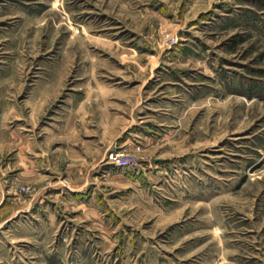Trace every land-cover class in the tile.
Returning a JSON list of instances; mask_svg holds the SVG:
<instances>
[{
  "label": "rangeland",
  "instance_id": "374dc122",
  "mask_svg": "<svg viewBox=\"0 0 264 264\" xmlns=\"http://www.w3.org/2000/svg\"><path fill=\"white\" fill-rule=\"evenodd\" d=\"M0 119V264H264V0H0Z\"/></svg>",
  "mask_w": 264,
  "mask_h": 264
},
{
  "label": "built area",
  "instance_id": "2783aa9c",
  "mask_svg": "<svg viewBox=\"0 0 264 264\" xmlns=\"http://www.w3.org/2000/svg\"><path fill=\"white\" fill-rule=\"evenodd\" d=\"M108 162H110L113 165H116L122 169L137 166V160L136 159L124 156V155H122L120 153H116V152L110 153L108 155Z\"/></svg>",
  "mask_w": 264,
  "mask_h": 264
},
{
  "label": "crops",
  "instance_id": "0c3cea01",
  "mask_svg": "<svg viewBox=\"0 0 264 264\" xmlns=\"http://www.w3.org/2000/svg\"><path fill=\"white\" fill-rule=\"evenodd\" d=\"M0 121H2V119H0ZM13 133H14V132H13ZM14 134H15V133H14ZM12 136H13V135H12ZM12 136H11V137H12ZM8 137H9V136H7L6 139H7ZM24 156H26V155H24ZM24 156H23V157H24ZM24 158H25V157H24ZM25 160H26V159H25ZM25 160L23 159V162H24ZM2 168H3V166H2ZM5 168H6V170H11V169H13V168H9V166H6ZM30 171H31V164H30L29 159H27V162H25V165L23 166L22 173H24V175H26V177L29 178V174H31ZM32 174H34V172H33ZM11 182H12V180H11Z\"/></svg>",
  "mask_w": 264,
  "mask_h": 264
}]
</instances>
